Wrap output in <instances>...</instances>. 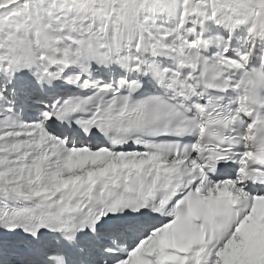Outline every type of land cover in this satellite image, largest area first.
<instances>
[{"label":"snow or ice","instance_id":"1","mask_svg":"<svg viewBox=\"0 0 264 264\" xmlns=\"http://www.w3.org/2000/svg\"><path fill=\"white\" fill-rule=\"evenodd\" d=\"M0 264H264V0H0Z\"/></svg>","mask_w":264,"mask_h":264}]
</instances>
